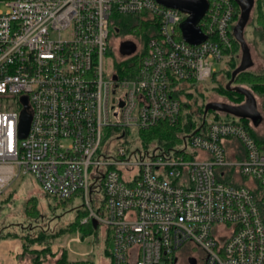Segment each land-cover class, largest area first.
Instances as JSON below:
<instances>
[{"label":"built area","instance_id":"built-area-1","mask_svg":"<svg viewBox=\"0 0 264 264\" xmlns=\"http://www.w3.org/2000/svg\"><path fill=\"white\" fill-rule=\"evenodd\" d=\"M205 1L204 40L191 44L181 28L190 16L156 0H0V197L31 174L60 203L81 198V223L106 232L108 264H180L187 245L204 252L190 256L197 264H264L261 124L211 111L181 152L143 147L131 159L133 133L141 142L142 131L177 124L188 90L234 57L235 2ZM125 17L153 30L121 57L112 40ZM131 58L137 76L121 77L117 61Z\"/></svg>","mask_w":264,"mask_h":264},{"label":"rangeland","instance_id":"rangeland-1","mask_svg":"<svg viewBox=\"0 0 264 264\" xmlns=\"http://www.w3.org/2000/svg\"><path fill=\"white\" fill-rule=\"evenodd\" d=\"M259 3L257 0L245 28L244 38L252 59V66L249 71L261 74L264 73V39L258 26L257 18L259 14L264 15V0L262 4L259 5ZM125 18L130 28L123 33V36L113 37L112 47L115 52L118 43L123 38L131 41L137 40L140 42L141 48L144 46L143 36L131 29L137 22H135V18ZM235 27L236 24H233L231 28L233 32ZM241 58L242 50L240 49V62ZM119 60L121 61V59ZM226 68L227 64L217 65L219 73L216 75V81L210 80L194 89L188 90V94H192L194 98L191 104L192 111L195 112L196 116H200L199 110L204 104L207 105L208 103L221 100L229 102V100L221 97L215 91L218 86H226L229 83L227 76L223 74ZM183 85L189 87L188 83ZM252 94L257 102V110L262 116L260 125V129H262L264 127V95ZM221 121L241 123L240 118L229 114H221ZM131 139L133 140L128 145L132 154L131 159L135 160L136 158L133 154L138 155L139 151L144 152V148L135 133L131 135ZM119 145V143L114 142L110 146V152L113 155L116 154ZM106 148L107 146L105 145L104 150ZM157 149L158 146L155 145L149 151L153 154L157 152ZM237 150L243 152L244 148L238 143ZM229 158L232 159V155H229ZM241 181L245 185L249 184L246 179ZM30 198L37 199L39 215L28 216L26 214L27 203ZM83 206V200L79 197L73 198L72 201L60 203L55 198L44 195L40 183L31 174L16 180L0 197V264H35L34 259L36 256L44 253L47 249L50 252L40 257L41 264H58L60 260L64 259L70 262L80 261L87 254L89 255L87 259L91 264H108L109 258L105 255V250L109 247L105 244L106 232L103 233L102 228L96 233H91L87 229L85 237H83L84 233L80 230L67 232L70 229V224L75 222L80 215L77 208L81 211ZM76 238H80V242L75 241ZM38 240H43L44 243ZM25 243L28 245L27 249L25 248ZM186 255L194 256L200 261L204 256V252L198 247L187 245L178 253L180 264H183V258ZM199 264L202 263L200 262Z\"/></svg>","mask_w":264,"mask_h":264},{"label":"trees","instance_id":"trees-1","mask_svg":"<svg viewBox=\"0 0 264 264\" xmlns=\"http://www.w3.org/2000/svg\"><path fill=\"white\" fill-rule=\"evenodd\" d=\"M234 2V0H232ZM259 5L262 4L263 0H258ZM258 5V7H259ZM238 19V16H236L235 20ZM136 22V20H135ZM258 26L262 32V36L264 39V15L259 14L257 18ZM116 28L123 29L124 32H127L129 30V26L127 24V20L118 22L116 24ZM133 31L138 33L139 35H142L144 39V43L147 42L148 36L150 32L153 30V26L149 24L148 22H142L138 23L136 22L133 27L131 28ZM241 49V46L239 42L236 40L235 36H233V53L234 57L228 62L227 68L224 71V75L227 76L228 80H231L232 73L238 68L239 66V51ZM135 62V64L130 66L131 63ZM116 66L118 68V71L120 72L121 77H129V78H135L137 76V58H131L127 60H121L117 61ZM216 75L215 74L212 78V80L216 81ZM234 87H244L251 91L254 94L257 95H264V73H254L251 71H245L243 73H240L234 82ZM217 94H219L221 97L229 100V102H232L233 104L239 105L244 102L246 97L242 94H239L234 91H229L227 89V85L223 86L220 85L215 90ZM182 98V96H181ZM185 100H183L182 104V111L181 117L178 120V123L175 125H170L169 123H160L159 125L152 127L148 130L141 132V144L145 149L150 148L151 146H158L162 151H176L181 152V149L185 139L188 138L191 134H193L199 127L202 126V120L204 115V109L206 104H204L200 108V116H196L195 112L192 111V100L194 99L192 94H186ZM212 113L211 111L209 114ZM243 124L246 126L249 125L248 120L241 119ZM250 133L252 136L259 142H263V138L258 136V134L253 130L249 128ZM37 199L36 198H30L27 203V209L26 214L28 216H36L39 215L38 207H37ZM79 216L77 217V220L70 224L69 230L67 232H75L80 230L82 233H85L90 230L91 233L98 232V229L96 225L92 222L82 225L81 221L83 218L86 217L87 212L83 209L80 211L78 209ZM88 229V230H87ZM41 241V240H38ZM42 243L43 240L41 241ZM33 245V244H32ZM25 248H28L27 243H25ZM50 252L49 249H47L44 253H40L36 256L34 259L35 264H41L40 257L44 255L45 253ZM63 259V258H62ZM68 260H60L58 264H64Z\"/></svg>","mask_w":264,"mask_h":264},{"label":"water","instance_id":"water-1","mask_svg":"<svg viewBox=\"0 0 264 264\" xmlns=\"http://www.w3.org/2000/svg\"><path fill=\"white\" fill-rule=\"evenodd\" d=\"M159 4L176 9L189 15V19L182 25V32L184 39L191 44H198L204 40L203 34L197 28L198 22L204 16L208 9V4L205 0H156ZM241 8V17L237 23L234 36L239 42L242 50V58L238 68L232 73L231 80L227 84V89L229 91H234L242 94L247 99V104L245 106H233L225 103H208L204 109V116L210 111L222 112L225 114L232 115L241 119H251L253 124L258 127L262 122V116L257 110V102L251 91L244 87H232L235 82L236 77L245 71H248L252 66V59L249 47L244 38L245 28L250 20V15L253 10L254 2L253 0H236ZM137 50V45L133 41L124 42L121 44L120 55L122 57L131 56ZM25 104L27 100L24 99ZM32 116L28 112L26 107L21 114L19 135L21 139H25L30 131ZM193 264H195V259H192Z\"/></svg>","mask_w":264,"mask_h":264},{"label":"flooded vegetation","instance_id":"flooded-vegetation-1","mask_svg":"<svg viewBox=\"0 0 264 264\" xmlns=\"http://www.w3.org/2000/svg\"><path fill=\"white\" fill-rule=\"evenodd\" d=\"M234 2H235V4H236V9H237V12H238V20H237V23L239 22V20H240V17H241V8H240V6L238 5V3H237V1L236 0H234ZM253 2H254V6H253V9H254V7H255V5H256V3H257V0H253ZM253 11V10H252ZM126 19H122L121 21L123 22V21H125ZM123 33H124V31H123V29H117L116 30V34H115V37H120V36H123ZM124 39V38H123ZM122 39V41H120L119 43H118V46H117V52H118V54H119V56H121L120 55V51H121V44L122 43H124V42H128V41H131V40H123ZM122 57V56H121ZM216 103H225V104H229V105H233V106H245L246 104H247V99H245L244 100V102L243 103H241V104H239V105H236V104H233L232 102H227V101H224V100H221V101H218V102H216ZM248 120H251V119H248ZM252 121V120H251ZM183 264H193V261H192V258L190 257V256H185L184 258H183V262H182ZM195 264H197V262H195Z\"/></svg>","mask_w":264,"mask_h":264}]
</instances>
